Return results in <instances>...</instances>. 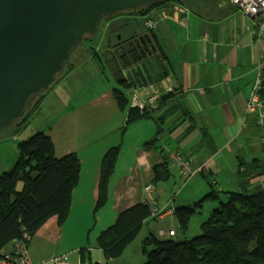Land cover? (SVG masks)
<instances>
[{
  "label": "crops",
  "instance_id": "crops-1",
  "mask_svg": "<svg viewBox=\"0 0 264 264\" xmlns=\"http://www.w3.org/2000/svg\"><path fill=\"white\" fill-rule=\"evenodd\" d=\"M175 2L183 9H190L186 15L182 11L185 18L181 22L178 16L176 19L165 16L162 9L165 5L156 6L145 15V19L158 23L156 30L144 29L158 44L169 77L173 80V89L177 90L172 99L178 106L163 122L162 129L159 120L154 118L141 119L126 126L127 112L119 108L114 95L115 89H122L121 82L124 80L118 74L111 75L117 69L111 71L108 68L102 46H98L96 51L99 65L93 62L96 57L86 61L105 78L108 89L95 97L84 94L85 86L92 84L93 77L85 79L86 73H80L79 77H72L75 79L58 78L42 98L39 114L52 100L54 110L51 118L54 117V120L50 130L40 128L41 132L52 136L58 157L76 154L81 162V171L68 220L60 226L54 217L33 237L29 247L34 262L54 255H70L64 251L66 231L84 223L82 217L85 215H97L96 228L100 224L104 231L115 223L120 213L143 203L144 188L154 180L153 167L166 161L170 164L172 176L156 184L159 189L157 206L164 213L147 223L142 242L150 233L166 229H174L177 237L176 209L193 206L212 192L213 187L217 192L239 191L249 180L250 185H264V176L253 178L261 170L254 167L264 165V127L258 125L256 114L246 113L258 65L264 61V42H256L257 29L253 19L238 11L230 0ZM124 20L123 16L119 17L116 28L112 30L106 24L103 37L107 47L104 52L119 41L117 34L121 29L117 28ZM75 57L81 59L79 53ZM82 65L77 67L72 63L70 73L76 72ZM138 67L140 78L134 81L128 74L127 85L135 87L139 82L148 85L140 92L141 98L148 100L156 94L151 88L152 82L143 74V65ZM98 75L96 77L101 79ZM160 129L161 134H158ZM18 132L17 126L0 137V144L9 139L16 142L10 143L14 159L19 154L17 142L21 140V135ZM62 134L69 135L74 144H61ZM154 140V144L148 146ZM0 146V153L8 149L7 144ZM115 147H120L121 155L109 183L108 193L113 196H110L111 204L101 215L100 223L98 211L101 210L97 209V202L101 166L106 153ZM164 147L181 151L192 159L193 169L204 166L208 172L198 174L201 179L196 175L195 179L186 182L174 163L164 155ZM14 159L0 164V176L10 170ZM251 164L253 166H248ZM241 166H246V170L242 171ZM122 167L124 170L117 174ZM179 189L183 191L179 193ZM217 205V202H208V210L211 212ZM88 222L93 223L92 219ZM182 239L189 238L185 235ZM12 246V243L9 244L2 253L11 252ZM81 261L79 258V264ZM98 263H101L100 260Z\"/></svg>",
  "mask_w": 264,
  "mask_h": 264
},
{
  "label": "trees",
  "instance_id": "trees-1",
  "mask_svg": "<svg viewBox=\"0 0 264 264\" xmlns=\"http://www.w3.org/2000/svg\"><path fill=\"white\" fill-rule=\"evenodd\" d=\"M175 1L165 0V4L176 3ZM148 11L142 9L133 13L146 15ZM156 29L149 28L151 31ZM90 37L85 38L84 44L91 42ZM96 55L98 54L95 53L93 57ZM68 64L71 65L72 60L66 66ZM121 83L123 90L115 89L114 95L119 108L127 112L126 126L141 119L154 118L159 120L161 128L178 106L172 99L177 90L171 87L166 93H160L164 110L159 116L150 111L142 113L131 107L127 95L131 88L127 85L128 81ZM142 85L144 88L148 86L145 83ZM44 95L34 97L28 104L24 118L14 122L17 123L18 131L37 112ZM161 129L158 134H161ZM155 141L149 142L148 146ZM17 145V162L11 170L0 176V257L12 253L13 246L11 252H2L9 244L13 245L15 240L23 239L25 234L28 235L26 242L30 246L35 234L54 217L63 226L70 216L73 195L80 180V159L76 154L58 157L50 134L42 131L27 140L18 141ZM119 153L120 147H115L103 158L97 209L107 201L109 183L115 172ZM246 168L241 166L240 169L243 171ZM254 168L261 170L253 178L264 176V165H256ZM153 174L155 185L169 180L172 176L169 162L155 165ZM206 202H217L218 205L201 225L202 233L194 239L180 242L172 237L164 239L150 233L143 241L147 256L144 264H264V185H250L249 180L239 191L217 192L213 187V191L194 206L178 207L175 216L184 234L192 216ZM152 219L150 208L145 203L125 210L112 226L101 233L97 241L98 248L108 260L118 258ZM81 264H84V259Z\"/></svg>",
  "mask_w": 264,
  "mask_h": 264
},
{
  "label": "water",
  "instance_id": "water-1",
  "mask_svg": "<svg viewBox=\"0 0 264 264\" xmlns=\"http://www.w3.org/2000/svg\"><path fill=\"white\" fill-rule=\"evenodd\" d=\"M172 4L163 9L166 17L176 9ZM157 5H166L165 0H0V133L24 118L34 97L53 87L85 38L95 36L105 19ZM177 16L179 22L185 18ZM144 28L134 22L128 38L103 58L110 70L117 69L113 76L124 81L128 74L134 81L140 78L136 68L143 65L152 90L160 94L174 83L158 44L150 33H142Z\"/></svg>",
  "mask_w": 264,
  "mask_h": 264
},
{
  "label": "rangeland",
  "instance_id": "rangeland-1",
  "mask_svg": "<svg viewBox=\"0 0 264 264\" xmlns=\"http://www.w3.org/2000/svg\"><path fill=\"white\" fill-rule=\"evenodd\" d=\"M230 2L233 4V0H230ZM176 9L182 10V11H184V10L188 11L189 10L188 12H190V9H188V8L183 9L182 6H176ZM120 14H122V13H120ZM171 18L173 19V17H171ZM142 19L143 18H141V20L139 19V21H142ZM106 20L107 19H105L103 21L101 28L98 31V33L95 36L90 37L91 42H89L87 44H83L74 53V56L72 58L73 59L72 63L75 64L77 67H80L86 60L92 61L94 59L93 55L96 53V51L99 48L98 46H100V47L102 46V49H103L102 52L103 53H104V50H106V47H107L106 44L107 43L106 42L104 43V37H103V35L105 33L106 22H107ZM152 21H154V20H152ZM120 36H121V34H120ZM120 36H118L119 39H121ZM113 39H115V38H113ZM257 40H258V36L256 38V42H257ZM77 53H79L81 59H76L75 55ZM88 58H90V59H88ZM87 61L82 65L81 68H78V70L74 73H70L71 71H70V68L68 66L70 64H68L66 66L65 72L61 73L58 77L59 78L67 77L69 79H75L72 77H79L80 73H86L87 77H85V79H88V77L89 78L93 77V78H92V84H88L87 86H89V87L85 86L84 94H91V97H95V96L99 95L105 88H107L108 83L104 82V81H106L105 78L98 75L97 69H95L92 66V64L90 62H87ZM93 62H95L97 65H99L98 56L96 57V59H94ZM87 65H89V66H87ZM96 75H98L102 78L99 79L98 77H96ZM111 75H113V74H111ZM257 76H258V72H257ZM168 77H169V73H168ZM171 80H172V78H171ZM172 82H173V80H172ZM49 91L50 90H48L44 94H47ZM53 110H54L53 109V102H52V100H49L48 103L46 104V106L44 107V109L41 110L40 114H39V110H38V114L36 112L34 116H32V117L30 116L31 119L29 120L28 124L25 125L18 132L21 135V140H27V139L31 138L32 136H34L35 134L41 132L40 128H43L42 130H50L51 122L54 120V117L51 118ZM251 114H253V113H251ZM84 122H86V119ZM54 126H56V122L54 123ZM16 127H17V123H14L11 126L5 128L0 133V137H3L4 135H6L7 132L11 131V129H13V128L16 129ZM55 128L56 127H54L53 129L55 130ZM54 130H53V132H54ZM61 142H62L61 144H63V145L74 144V140L67 134H62ZM1 143L2 144H0V145H3L4 147L7 144L6 147L8 148L5 150L6 152L0 153V164H4V163L10 162V161H12V159H14V156H12L13 155L12 149H10V143L12 145V144H15L16 142L14 141V139H9V140H3V141H1ZM17 148H18V145H17ZM165 150L178 151L184 157H186L179 150H176V149L173 150L169 147H164L162 151L170 162H173V161L167 156ZM18 153H19V151H18ZM120 153H121V149H120ZM120 153H119L118 159L121 155ZM18 157L19 156H17V159L16 158L14 159L15 161L11 165L12 167L10 168V170L14 167L15 163L18 160ZM186 158L191 159L189 157H186ZM191 161H192V159H191ZM8 170L9 169H7V171ZM123 170H124L123 167L119 168L117 174ZM192 170L194 171V173H197L196 175L204 174L205 172H208V170H206V167H204V166L199 167L197 169H193V167H192ZM196 175H193L190 179L194 178ZM200 176L201 175H198L197 177L199 179H201ZM183 179L186 182L190 180L188 178H186V179L183 178ZM182 191H183V189H179V193H181ZM110 196H113V194L112 195L110 194ZM110 196L108 193V198H107L106 203L100 208L101 211H98V221L100 223L102 222L101 221V215H104V213L107 211V209L109 208V206L111 204ZM158 197H159V189L157 187V190L155 191V196H154V199L156 200L155 205L157 207V210H156L153 218H158L164 213L163 210L159 209V207L157 206ZM143 201H144V192H143ZM176 203L178 204L179 200ZM207 203L208 202L204 203L203 208L201 210H198L197 213L192 216V218L190 220L189 228L185 234L180 230L179 225L176 224L177 237L173 236V234L170 235V231H167L168 229L157 231L156 235L159 238H164V239H168L171 236L172 238H174L178 242L182 241L183 240L182 237L185 235H187V237L189 239L196 238L197 236H199L202 233L201 232V225L208 219V215L210 213V211L208 210ZM109 217H110V215H108V218ZM82 219H84V221H85L84 223L77 224L76 226L74 225L71 230L66 231L65 238L67 239V242L65 244V250L64 251L68 252V254H70V255H67V254L54 255V256L46 259V260H50V259L55 258V257L57 258V257L67 256L68 257V264H79V258L84 259V264H96V263H98V260H100V262H101L99 264H144L146 262L147 256L144 252L143 242L141 239L142 234L145 233V231H146L145 227L141 231V236L139 235L140 238L136 239L137 242L135 240L129 247L126 248V250L121 254V256H119L118 258L109 262V260L105 256L104 252L100 248H98V245H97L98 238L101 235V233L103 232L102 228L100 227V224H98V227L96 228L97 223H95V221L97 219V215H93V213H91V214L85 215L84 217H82ZM91 219L93 221L92 224H90L88 222ZM174 232L176 233L175 230H174Z\"/></svg>",
  "mask_w": 264,
  "mask_h": 264
},
{
  "label": "built area",
  "instance_id": "built-area-1",
  "mask_svg": "<svg viewBox=\"0 0 264 264\" xmlns=\"http://www.w3.org/2000/svg\"><path fill=\"white\" fill-rule=\"evenodd\" d=\"M233 4L236 8L253 19L254 25L257 28V43L261 44L264 42V0H233ZM174 4L165 5L171 6ZM165 7H163L164 9ZM183 13L182 10L175 9L172 13L173 19L177 18V14ZM189 13L187 10H184V14ZM183 14V15H184ZM146 26L148 28H157L158 23L154 21H147ZM258 76L254 82L250 98L247 105L246 113L256 114L257 123L259 126L264 127V61L258 65ZM142 83H138L137 86L131 87L127 91L129 96V101L132 108L139 109L142 113L150 111L155 115L162 113L163 104L161 100V94H156L154 97L149 98L148 100H143L140 96V92L144 91ZM167 156L174 162L178 173L183 178L190 179L194 173L192 170V161L187 159L178 151L165 150ZM157 186L155 184H149L144 188V201L143 203L150 206V211L152 218L155 215L157 207L155 205V191ZM175 236L173 229L170 230V235ZM171 237V236H170ZM28 235H24L23 239H17L13 243V250L10 254H4L0 257V264H68V257H55L50 260H44L41 262H34L30 253L29 244L26 242Z\"/></svg>",
  "mask_w": 264,
  "mask_h": 264
},
{
  "label": "flooded vegetation",
  "instance_id": "flooded-vegetation-1",
  "mask_svg": "<svg viewBox=\"0 0 264 264\" xmlns=\"http://www.w3.org/2000/svg\"><path fill=\"white\" fill-rule=\"evenodd\" d=\"M168 4H172V3H168ZM168 4H166V5H168ZM121 16H123V18H125V20L123 22H121L122 24L119 25L120 28H117V29H121L123 31V33L121 32V30L118 32V34H117L118 36H120V34H122L120 36L121 39H119V41L117 43H115L114 46L121 44L122 42H124L128 38V28L130 26H132L134 22H138L139 25H144L145 28L149 29L146 26V22L148 20L145 19V15H140V14H135V13H125V14L115 15L114 17L107 19L106 24H108L109 29L112 30V29L116 28L115 25L117 24V19ZM141 18H143V19L141 22H139V19L141 20ZM142 33H149V32H147L145 29H143Z\"/></svg>",
  "mask_w": 264,
  "mask_h": 264
}]
</instances>
